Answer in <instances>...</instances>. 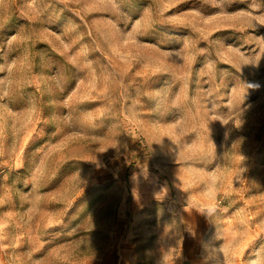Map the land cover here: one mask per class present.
Here are the masks:
<instances>
[{
    "label": "rangeland",
    "instance_id": "374dc122",
    "mask_svg": "<svg viewBox=\"0 0 264 264\" xmlns=\"http://www.w3.org/2000/svg\"><path fill=\"white\" fill-rule=\"evenodd\" d=\"M0 264H264V0H0Z\"/></svg>",
    "mask_w": 264,
    "mask_h": 264
},
{
    "label": "clouds",
    "instance_id": "9594fccd",
    "mask_svg": "<svg viewBox=\"0 0 264 264\" xmlns=\"http://www.w3.org/2000/svg\"><path fill=\"white\" fill-rule=\"evenodd\" d=\"M249 87H256V85H249Z\"/></svg>",
    "mask_w": 264,
    "mask_h": 264
}]
</instances>
